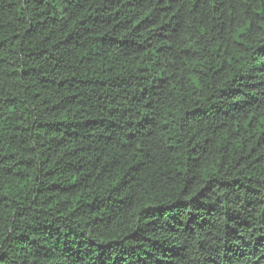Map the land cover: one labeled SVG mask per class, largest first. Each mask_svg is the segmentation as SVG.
Instances as JSON below:
<instances>
[{"label": "trees", "instance_id": "trees-1", "mask_svg": "<svg viewBox=\"0 0 264 264\" xmlns=\"http://www.w3.org/2000/svg\"><path fill=\"white\" fill-rule=\"evenodd\" d=\"M0 264H264V0H0Z\"/></svg>", "mask_w": 264, "mask_h": 264}]
</instances>
